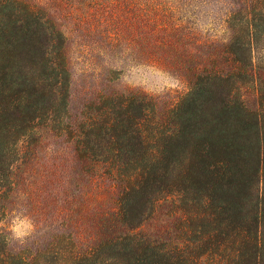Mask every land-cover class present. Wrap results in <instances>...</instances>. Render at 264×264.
I'll return each instance as SVG.
<instances>
[{
    "label": "rangeland",
    "instance_id": "rangeland-1",
    "mask_svg": "<svg viewBox=\"0 0 264 264\" xmlns=\"http://www.w3.org/2000/svg\"><path fill=\"white\" fill-rule=\"evenodd\" d=\"M20 1L45 13L64 34L70 87L65 110L47 111L51 103L45 101L34 107L33 111H40L34 122H5L6 130H1L0 211L8 252L36 264H117L108 260L115 252L106 247L92 256L86 252L100 244L105 226L118 218L123 194L110 177L86 173L69 131L76 121L93 116L103 98L122 94L146 97L162 119L177 112L190 97L192 86L164 60L171 45L178 46L166 30L165 8L178 9L177 17L192 19L197 39L214 42L193 52L204 60L214 47L223 50L231 39L226 22L238 14L244 0H204L194 5L184 0ZM235 20L238 24L240 19ZM249 20L258 30L264 29L258 14ZM253 57L250 77L240 80L235 98L246 114L260 119L259 166L256 169V160L251 159L243 177L248 186L245 225L250 232L244 228L246 232L232 236L234 224L222 210V202L192 186L185 176L171 178L165 180L154 207L145 208V220L132 234L139 260L264 264V38L253 43ZM15 89L0 95L1 112L21 104L18 85ZM257 208L260 244L256 247ZM117 230L118 234L124 231L121 226ZM80 252L82 256L77 257Z\"/></svg>",
    "mask_w": 264,
    "mask_h": 264
},
{
    "label": "trees",
    "instance_id": "trees-1",
    "mask_svg": "<svg viewBox=\"0 0 264 264\" xmlns=\"http://www.w3.org/2000/svg\"><path fill=\"white\" fill-rule=\"evenodd\" d=\"M184 1L194 5L204 0ZM164 11L168 35L176 39L177 47L191 48L180 50L174 43L163 55L168 66L192 86L188 100L162 119L155 104L146 103V97L128 93L103 98L93 116L76 121L69 131L86 173L110 177L123 194L118 218L105 226L100 244L89 246L86 252L92 256L106 247L115 252L108 260L117 264H153L136 257L132 234L144 222L145 208L156 204L165 180L175 177L185 176L192 186L222 202V210L234 224L232 236L250 232L245 225L248 186L243 177L251 159L256 160V169L259 166L260 119L246 114L235 98L240 80L250 77L253 43L264 38V29L258 30L249 20L257 14L264 20V0H244L238 14L226 22L232 30L231 39L223 50L214 47L204 60L193 52L214 42L197 39L195 23L187 15L177 17L178 9L167 7ZM235 19H240L238 24ZM65 46L64 34L45 13L20 0H0V95L15 91L18 85L22 100L13 111H0V136L1 130H6L5 122H34L40 116L34 107L45 101L51 103L47 111L67 108L70 74ZM223 65L229 69L221 68ZM30 113L35 115L28 121L25 117ZM1 217L0 211V264H36L10 255ZM254 221L257 247L258 208ZM118 226L123 233L118 234ZM81 256L82 252L77 254Z\"/></svg>",
    "mask_w": 264,
    "mask_h": 264
}]
</instances>
